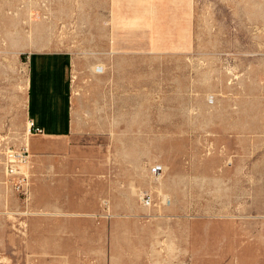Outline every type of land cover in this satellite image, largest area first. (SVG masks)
<instances>
[{"label": "rangeland", "instance_id": "1", "mask_svg": "<svg viewBox=\"0 0 264 264\" xmlns=\"http://www.w3.org/2000/svg\"><path fill=\"white\" fill-rule=\"evenodd\" d=\"M86 1L0 0L9 210L25 207L4 157L28 133L26 37L73 50L77 97L67 142L30 135L33 214H0V264H264V0H193L190 55L117 65Z\"/></svg>", "mask_w": 264, "mask_h": 264}, {"label": "crops", "instance_id": "2", "mask_svg": "<svg viewBox=\"0 0 264 264\" xmlns=\"http://www.w3.org/2000/svg\"><path fill=\"white\" fill-rule=\"evenodd\" d=\"M82 11L83 23H94L102 38L107 39L102 54L113 64L133 56L190 55L192 51L193 0H87ZM46 21L53 22L49 18ZM99 33L93 31L94 36ZM26 39L30 43L26 60V115L29 122L34 121L42 129L33 133L31 146L38 148L42 140L67 142L77 126L75 53L60 46L39 49L35 42H30L33 37ZM27 130L26 143L30 145L32 133L28 127ZM70 230L80 231L78 227Z\"/></svg>", "mask_w": 264, "mask_h": 264}, {"label": "built area", "instance_id": "3", "mask_svg": "<svg viewBox=\"0 0 264 264\" xmlns=\"http://www.w3.org/2000/svg\"><path fill=\"white\" fill-rule=\"evenodd\" d=\"M29 131L33 133L41 132L40 127L35 126L34 121L29 122ZM30 147L28 144L23 143L16 148L7 149L4 157V169L6 181L5 184L9 187L18 198L24 199L25 207L20 210L17 207L15 210L4 206L0 194V214H13L15 216H29L33 212L29 209L28 201L31 198V175H30ZM159 171L158 166L152 167V173L155 174ZM148 205L151 204V196L143 194L141 197Z\"/></svg>", "mask_w": 264, "mask_h": 264}, {"label": "bare ground", "instance_id": "4", "mask_svg": "<svg viewBox=\"0 0 264 264\" xmlns=\"http://www.w3.org/2000/svg\"><path fill=\"white\" fill-rule=\"evenodd\" d=\"M26 139H27V136H26ZM27 144V143H26ZM7 204H9V203H7Z\"/></svg>", "mask_w": 264, "mask_h": 264}]
</instances>
